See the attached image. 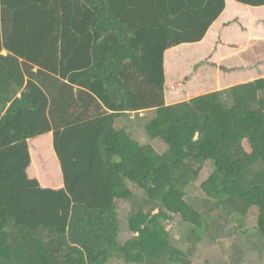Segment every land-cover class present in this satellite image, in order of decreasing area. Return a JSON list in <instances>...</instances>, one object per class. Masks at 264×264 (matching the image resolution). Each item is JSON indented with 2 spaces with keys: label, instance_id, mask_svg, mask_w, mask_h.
<instances>
[{
  "label": "trees",
  "instance_id": "trees-1",
  "mask_svg": "<svg viewBox=\"0 0 264 264\" xmlns=\"http://www.w3.org/2000/svg\"><path fill=\"white\" fill-rule=\"evenodd\" d=\"M224 9L0 0V264H191L162 224L170 215L194 227L195 245L218 212L255 218L264 242V78L166 102L165 52L202 41ZM144 111L148 143L127 123ZM50 133L62 187L31 172L30 141ZM210 162L202 213L186 197ZM140 198L151 210L131 215L136 236L122 243L120 205Z\"/></svg>",
  "mask_w": 264,
  "mask_h": 264
},
{
  "label": "crops",
  "instance_id": "crops-1",
  "mask_svg": "<svg viewBox=\"0 0 264 264\" xmlns=\"http://www.w3.org/2000/svg\"><path fill=\"white\" fill-rule=\"evenodd\" d=\"M221 48L231 49L230 55L248 51L250 57L242 60L241 66H226L223 64L226 55L217 58ZM4 55L8 56L9 52L4 51ZM165 73L166 102L169 105L263 79L264 6L225 0L224 11L202 41L183 43L165 52ZM184 78L189 79L186 84L177 89L171 88ZM145 117L146 111L140 114L130 112L127 122L129 131L141 141L147 137ZM30 142L33 156L31 172L37 174L44 186L62 187L64 178L54 147V134L40 136Z\"/></svg>",
  "mask_w": 264,
  "mask_h": 264
},
{
  "label": "rangeland",
  "instance_id": "rangeland-1",
  "mask_svg": "<svg viewBox=\"0 0 264 264\" xmlns=\"http://www.w3.org/2000/svg\"><path fill=\"white\" fill-rule=\"evenodd\" d=\"M230 50L221 48L217 53V58L226 55L223 61L226 66H241V61L250 57L248 51L230 55ZM204 51L207 50L204 49ZM206 60L210 61L209 58ZM143 142L148 143L149 138L145 137ZM212 166V162L207 164L199 181L189 189L186 197L187 202L202 213L206 212V209L200 202L204 196L200 186L212 174ZM145 200L140 198L137 204L127 201L121 203L122 233L120 240L122 243H127L136 236L130 229V218L132 214L140 211V205H145L146 213L150 212L151 205L144 204ZM162 224L170 234L173 247L184 252L191 264H264V242L257 231L255 218L244 221L242 224L234 217L218 212L207 220L206 225L198 234L199 241L196 245L191 238L194 227L184 223L180 216L170 215V219L162 221Z\"/></svg>",
  "mask_w": 264,
  "mask_h": 264
}]
</instances>
